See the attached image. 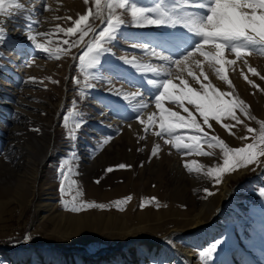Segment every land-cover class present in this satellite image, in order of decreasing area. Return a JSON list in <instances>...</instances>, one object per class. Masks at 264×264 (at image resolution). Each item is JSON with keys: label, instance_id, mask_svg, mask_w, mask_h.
Returning <instances> with one entry per match:
<instances>
[{"label": "rangeland", "instance_id": "rangeland-1", "mask_svg": "<svg viewBox=\"0 0 264 264\" xmlns=\"http://www.w3.org/2000/svg\"><path fill=\"white\" fill-rule=\"evenodd\" d=\"M19 2L24 8L14 9L17 16L0 15L6 20L0 41V264H264V196L259 194L264 167L223 172L219 184L209 175L223 167L225 150L258 141L264 121V48L250 47L241 57L226 48L225 60L232 62L223 66L227 81L220 78V65L213 67V61L194 53L189 68L198 82L186 70L177 75L175 65L165 68L150 53L154 47L178 59L200 37L182 24L133 27L130 9L133 3L160 5L147 15L159 18L166 11L175 19L206 14L194 7L203 0H124L123 9L120 0H100L99 7L95 0ZM81 15L87 16L83 40L79 28L72 34L58 31L57 26L74 27ZM109 18L125 21L107 45L111 52H102L94 68L82 65L79 56ZM28 36L51 54L35 49ZM133 44L149 48L145 52ZM121 57L156 66L160 76L137 70ZM161 76L175 84L183 79L198 90L210 84L226 93L225 99L242 100L247 111L235 110L238 121L223 116L204 125L186 103L203 131L168 133L159 128L157 87L147 83ZM162 104L187 116L178 104ZM191 135L198 137L195 146ZM258 159L264 163V157ZM244 178L246 183L237 186ZM223 186L229 194L217 225L206 224L189 235L196 221H210ZM88 204L95 206L84 207ZM130 237L135 239L126 242ZM216 241L211 261L199 257ZM54 247L77 253H58Z\"/></svg>", "mask_w": 264, "mask_h": 264}, {"label": "snow or ice", "instance_id": "snow-or-ice-1", "mask_svg": "<svg viewBox=\"0 0 264 264\" xmlns=\"http://www.w3.org/2000/svg\"><path fill=\"white\" fill-rule=\"evenodd\" d=\"M97 7L100 5V0H95ZM119 7L125 8L124 0H120ZM195 8L206 9V14H197L196 12L184 13L178 15L174 19L166 11H160L159 18H154L152 15H147L160 9V5L156 6V9L138 7L133 3L130 9V15L132 19V26L144 28L148 26H161V25H174L182 24L189 32L200 37V42L195 43L191 51L185 50L178 59L165 54L163 51H156L153 47L150 55L158 57L161 61L167 62L171 67L175 65L180 71L177 75H181L183 71H187L189 76L199 82V76H196L189 64L192 63L194 53L199 52L200 55L206 57L208 60L213 61V67L220 65L217 71L220 74L222 80L227 81L228 77L224 73V65L232 63L225 60L224 53L226 48H230L231 52L236 57H241L242 53L249 50L253 46H261L264 48V0H203L201 3H196ZM24 4L19 0H0V15L7 19H11L18 15L14 9H23ZM47 10V9H46ZM29 19V17H25ZM87 16L81 15L74 21V27L67 29H60L57 26L58 31L65 32L66 34H72L79 28L82 32L81 40L83 36L87 35L81 27L86 21ZM6 20H0V41L5 39V28L3 24ZM125 24V21L120 18H109L107 20V26H105L98 35L95 36L94 42L88 43L86 51L79 56L80 63L86 64L89 68H94L102 52H111V48L107 45L117 39L116 33ZM91 31V29H89ZM37 36L47 35L46 33H37ZM28 40L34 45L35 49L43 51L44 53H50V50L45 47L44 44L37 42L35 36H28ZM67 43V41H65ZM205 45H211V50L204 51ZM133 47L143 48L147 52L149 45L147 44H133ZM58 51V50H57ZM123 63L132 65L134 68L140 71L156 73L160 76V72L156 66L151 64H139L135 60H128L124 57L120 58ZM197 65L200 63L196 61ZM255 72V69L252 70ZM166 75H171L167 73ZM203 75V73H201ZM264 78V77H262ZM31 79V78H30ZM55 83V81H53ZM149 85L157 87L156 94L154 96L155 106L159 109V128L165 130L168 133H172L175 129L187 128L193 129L197 133H201L203 129L201 124L198 123L196 116L185 104L192 106L195 112L199 113L202 117L204 125H209L210 118L219 122L223 116L231 117L232 119L239 120L236 116L235 110L239 108L242 111H247L246 106L242 100L225 99L226 93L220 92L218 89L212 87L210 84L201 85V89L198 90L194 87H190L189 84L183 79L179 84L173 83L170 78L149 79L147 81ZM251 83V81H249ZM90 88L93 85H89ZM111 92L112 89H109ZM119 95V93H117ZM138 93H131L129 95H137ZM128 99V95L124 97ZM169 101L172 104H178L187 116L181 115L177 111H172L167 107H163V101ZM156 114L153 113L148 117L149 122L153 120ZM139 119V117H137ZM77 129L81 127L80 124L76 125ZM225 128L228 125H224ZM252 131V129H249ZM207 135V133H204ZM73 139L75 135L73 134ZM195 146L198 143V137L191 135L188 137ZM223 148L225 145L223 142L217 139L216 141ZM170 143V141H169ZM188 145H186L187 147ZM176 147H180L179 138L176 142ZM223 167L209 171V175H215L216 183H220V174L239 167H247L253 164H260L264 167V163L259 161V157H264V121L261 122V130L258 141L248 143L242 148L227 149L224 151ZM187 167V165H185ZM119 168H125L124 164H120ZM112 171L111 168L108 169ZM63 192V187L60 189ZM208 192V189H205ZM259 194L264 196V188L259 189ZM62 205L67 208L68 204L65 201H61ZM120 203H123L121 201ZM95 205L88 204L84 207H93ZM103 207V205H99ZM143 208L144 205L141 204ZM71 211L79 212L80 208L72 207ZM223 239V238H221ZM220 241H216L210 247L199 252V257L211 261L213 253L217 250V244Z\"/></svg>", "mask_w": 264, "mask_h": 264}, {"label": "bare ground", "instance_id": "bare-ground-1", "mask_svg": "<svg viewBox=\"0 0 264 264\" xmlns=\"http://www.w3.org/2000/svg\"><path fill=\"white\" fill-rule=\"evenodd\" d=\"M160 60V59H159ZM162 64V63H161ZM163 64L165 65V68H168V67H166V66H168V63L167 62H164L163 61ZM163 64H162V66H163ZM164 67V66H163ZM168 71V70H167ZM48 153V152H47ZM229 194V190H228V188L226 187V186H223V189H222V192H221V197H220V204H219V206L213 211V214H212V216H211V219H210V221L209 222H207V223H202V222H200V221H196L195 223H194V225L192 226V230H196V229H198V228H200V227H203L204 225H214L215 223H216V220H217V218L220 216V209H221V206H223V204L226 202V200H227V195ZM1 207V206H0ZM197 220V219H196ZM193 221V220H192ZM195 221V220H194ZM193 223V222H192ZM217 224H215V226H216ZM214 226V227H215ZM135 238L134 237H130V238H128L127 239V241L126 242H131V241H133ZM167 238L166 237H163V238H158V240H156V241H158V242H162V241H165ZM150 242V241H149ZM151 243V242H150ZM149 243V245H151ZM61 250L60 251H56V252H58V253H77L76 251L74 252V251H72V249H70V250H64L63 248H60ZM107 253V252H106ZM83 254V253H82ZM185 254H187V256H189L190 258H191V254H189L188 252H185ZM84 255V254H83ZM85 257H88V256H86V255H84Z\"/></svg>", "mask_w": 264, "mask_h": 264}, {"label": "water", "instance_id": "water-1", "mask_svg": "<svg viewBox=\"0 0 264 264\" xmlns=\"http://www.w3.org/2000/svg\"><path fill=\"white\" fill-rule=\"evenodd\" d=\"M51 148H52V147H51ZM255 176H256V174H255L253 177H255ZM247 178H248V177H247ZM247 178H244L242 182H240V183L237 184V186H243V185L246 183ZM237 186H236V187H237ZM195 231H196V230H192L191 232H189V235H190L192 232H195ZM149 241H151V240H146L145 242L147 243V242H149ZM222 243H223V242H221V245H223ZM152 245H155V243H152ZM121 247H123V245H122ZM223 248H224V247L222 246V249H223ZM53 249L56 250V251H60V250H61V249L58 248V247H54ZM72 251H73V250H72ZM74 252H75V251H74ZM108 252H111V251L109 250ZM108 252H107V253H108ZM182 254H183V253H182ZM84 255L88 256V258H95V257L97 256V254H91V255H90V254H89V255H88V254H84ZM88 258H87V259H88ZM189 264H190V262H189Z\"/></svg>", "mask_w": 264, "mask_h": 264}]
</instances>
